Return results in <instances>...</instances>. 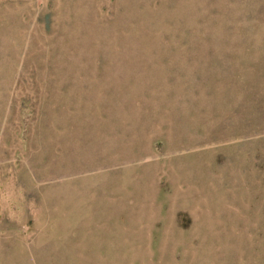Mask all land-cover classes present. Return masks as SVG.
I'll return each instance as SVG.
<instances>
[{"label":"rangeland","instance_id":"1","mask_svg":"<svg viewBox=\"0 0 264 264\" xmlns=\"http://www.w3.org/2000/svg\"><path fill=\"white\" fill-rule=\"evenodd\" d=\"M0 264H264V0H0Z\"/></svg>","mask_w":264,"mask_h":264}]
</instances>
